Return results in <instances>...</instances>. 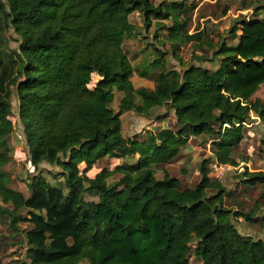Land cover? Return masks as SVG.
I'll use <instances>...</instances> for the list:
<instances>
[{
	"label": "trees",
	"instance_id": "trees-1",
	"mask_svg": "<svg viewBox=\"0 0 264 264\" xmlns=\"http://www.w3.org/2000/svg\"><path fill=\"white\" fill-rule=\"evenodd\" d=\"M195 5L0 0V223L24 233L25 264H191L193 241L203 264H264V238L245 236L234 224L237 218L252 224L259 205L249 213L228 207L230 192L209 167L210 160L248 163L237 151L256 118L264 125V99L255 96L264 85V2L237 20L231 37L238 41L220 42L212 59L201 53L196 64L179 71L168 68L166 52L155 47L152 65L163 67L155 88H136L132 80L136 69L125 48L137 31L131 14L140 13L146 28L166 31L171 54L181 60L184 44H207L206 25L190 33L188 14ZM11 29L19 36L17 49L6 46ZM214 59V69L203 65ZM137 73L151 74L148 68ZM14 88L36 169L28 179L29 197L10 187L5 170L15 128ZM116 91L121 97L115 110ZM164 107L174 111L175 128L157 126L145 139L123 134L125 114L160 121L166 115L157 111ZM193 138L210 142L212 154L201 163V180L189 187L167 166ZM127 156L136 161L88 175L105 158ZM42 163L60 167L63 179H50ZM241 177L249 186L264 185L262 170L247 169Z\"/></svg>",
	"mask_w": 264,
	"mask_h": 264
},
{
	"label": "rangeland",
	"instance_id": "rangeland-1",
	"mask_svg": "<svg viewBox=\"0 0 264 264\" xmlns=\"http://www.w3.org/2000/svg\"><path fill=\"white\" fill-rule=\"evenodd\" d=\"M177 0H155L156 3L165 2L166 4H173ZM192 0H190L191 3ZM196 5L190 16V33L201 30L204 25L208 27V36L205 38L207 44L205 46L199 43L184 44L178 56L181 60L171 54L170 40L168 39L166 31H160L158 25H153L150 29L146 28L143 23V18L140 13L135 12L131 14L130 20L137 24L136 33L127 38L125 48L129 52V57L132 61L136 72L133 75V83L136 88L147 87L155 88V77L158 76L163 67L155 68L152 63L158 56L155 47H158L165 53V63L168 68H175L183 71L186 67L196 64L195 56L201 53L206 54L210 59L213 58V53L218 49L220 42L235 43L238 38L231 37V28L237 23L240 18L250 16L254 7L264 0H193ZM202 14L204 17H199ZM166 24L171 25L172 20ZM156 31L158 36H156ZM5 42L8 49H17L19 45V36L11 29L5 35ZM219 64V59L207 60L203 65L214 69ZM148 68L151 74L148 77H141L137 71ZM97 79L94 77L93 82ZM256 97L264 99V85L256 93ZM121 93L116 91V98L112 103V107L116 110L119 105V98ZM162 114L166 115L173 125L172 120L174 111L167 107L162 109ZM12 119L15 124L14 131L9 135L8 141L11 145V161L5 167L6 172L11 178L10 187L23 192L27 197L31 195V190L28 186V179L35 173V167L30 162L29 149L27 146L26 135L24 133V126L19 116V101L14 88L13 95V110ZM153 122L147 120L137 113H127L122 119V132L125 136H134L136 134L145 135V133L154 128ZM168 125V124H163ZM255 127V129H254ZM254 133H247L243 142V149L237 151V155L248 156L249 162H241L240 165L228 171L221 180L227 187L230 195L226 196V205L233 210H242L246 213L252 211L254 205L257 203L260 211L256 216L255 221L250 224L244 218L234 219V224L238 230L245 236H252L255 239L264 238V185L249 186L244 183L241 174L245 170L250 172L264 171V125L261 123L254 124L251 128ZM210 142L205 143L202 138H193L187 149L183 150L180 157L173 163L167 166L169 174L181 181L183 186L193 187L200 180L201 176L199 169L204 159L211 156ZM129 161V159H128ZM125 162V159L105 158L100 161L88 172L89 176H94L96 172L104 167L114 168L116 164ZM213 162L210 160V175H212ZM40 170L45 172L48 177H57L62 180L61 169L58 166H52L48 163H42ZM158 178L164 177V172L158 169ZM120 178L117 174L110 182ZM87 200H98L95 195L86 194ZM27 223H21V228H26ZM196 241H193V251L190 257L191 264H203L202 259L197 257L194 253ZM28 246L24 233L13 232L5 224L0 223V264H25L29 263L27 257ZM83 264H88L84 262Z\"/></svg>",
	"mask_w": 264,
	"mask_h": 264
},
{
	"label": "crops",
	"instance_id": "crops-1",
	"mask_svg": "<svg viewBox=\"0 0 264 264\" xmlns=\"http://www.w3.org/2000/svg\"><path fill=\"white\" fill-rule=\"evenodd\" d=\"M162 109H163V108L159 109V110L157 111V113L162 114V112H161ZM141 117H142V116H141ZM253 117L255 118L254 115H253ZM143 118H145V117H143ZM145 119H147V118H145ZM170 119L172 120L173 125H171L170 122H169V123L166 122V121H168V119H167L166 117L163 118V119H161L160 121H154V120H152V119H151L150 121H151V123H152V122L154 123V124H153L154 128L157 127V126H161V127H167V126H169V127L175 128V117H174V113H173V117H171ZM147 120H149V119H147ZM258 123H261V121H260L259 118H256L255 121H254V123H252V124H250V125H251V126H254V124H258ZM163 124H168V125H163ZM154 128H151L150 130H153ZM252 128H253V127H252ZM254 129H255V127H254ZM150 130H148V131L145 133V135L136 134V136H139L140 139H145V138L147 137L148 132H149ZM255 130H256V129H255ZM253 133H254V132L251 131V134H253ZM134 136H135V135H134ZM241 149H243V144H242ZM211 154H212V153H211ZM122 159H125V162H122V163H134V162L136 161V158L133 157V156H127V157H124V158H122ZM128 159H129V161H128Z\"/></svg>",
	"mask_w": 264,
	"mask_h": 264
},
{
	"label": "built area",
	"instance_id": "built-area-1",
	"mask_svg": "<svg viewBox=\"0 0 264 264\" xmlns=\"http://www.w3.org/2000/svg\"><path fill=\"white\" fill-rule=\"evenodd\" d=\"M212 165H213L212 175L217 180H222L228 171L238 167L229 164H221L218 161H214Z\"/></svg>",
	"mask_w": 264,
	"mask_h": 264
}]
</instances>
